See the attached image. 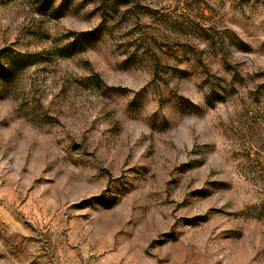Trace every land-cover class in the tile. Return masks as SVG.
<instances>
[{
    "label": "rangeland",
    "instance_id": "obj_1",
    "mask_svg": "<svg viewBox=\"0 0 264 264\" xmlns=\"http://www.w3.org/2000/svg\"><path fill=\"white\" fill-rule=\"evenodd\" d=\"M0 264H264V0H0Z\"/></svg>",
    "mask_w": 264,
    "mask_h": 264
}]
</instances>
